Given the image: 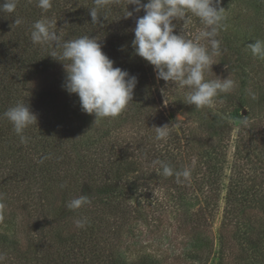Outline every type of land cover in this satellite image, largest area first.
Here are the masks:
<instances>
[{
    "label": "trees",
    "instance_id": "obj_1",
    "mask_svg": "<svg viewBox=\"0 0 264 264\" xmlns=\"http://www.w3.org/2000/svg\"><path fill=\"white\" fill-rule=\"evenodd\" d=\"M127 4L110 0L100 9L103 26L91 23L93 0H52L46 12L37 0H17L14 13H0V195L6 205L0 210V264H264V59L247 48L264 40V0H221L220 55L206 79H216L226 63L219 76L229 73L235 83L200 109L184 103L188 89L169 86L163 95L166 82L134 54L131 29L143 11L124 18ZM188 15L186 25L174 21L175 31L194 38L203 25ZM45 17L57 21L64 40L96 37L115 67L138 77L133 101L119 115L83 124V116L67 112L55 94L45 100L30 92L33 78L63 68L48 46L31 42L32 24ZM18 101L37 115V124L25 130L26 145L3 117ZM163 101L182 107L185 120L171 124ZM164 124L169 135L156 140L153 126ZM156 160L175 170L188 167L190 177H165ZM81 194L91 202L68 210L66 202ZM173 211L182 216L176 232L182 239L177 246L175 236L169 255L131 249L132 225H154ZM81 217L88 223L78 229L73 220Z\"/></svg>",
    "mask_w": 264,
    "mask_h": 264
},
{
    "label": "clouds",
    "instance_id": "obj_2",
    "mask_svg": "<svg viewBox=\"0 0 264 264\" xmlns=\"http://www.w3.org/2000/svg\"><path fill=\"white\" fill-rule=\"evenodd\" d=\"M110 0H93L89 9L91 23L102 25L99 10L108 6ZM128 5H133L132 11ZM221 0H128L124 18L133 17L134 13L143 11L142 16L135 19V27L131 29L134 38L131 42L134 54L143 58L150 65L157 80L166 82L161 89L163 95L169 86L188 89L184 103L197 109L210 106L214 99L222 93L230 92L234 81L228 77L217 75L216 79H206V73L212 71L213 57L220 55L218 32L224 27L225 9L220 6ZM37 6L43 11L52 7V0H37ZM17 0H0V13L15 12ZM196 17L203 25L194 38H189L181 29L175 31L177 23L186 25L190 17ZM16 25L22 23L20 18L14 20ZM34 45L48 46L50 56L60 62L65 71L62 88L69 94L79 98V106L83 113L95 116V121L119 115L133 101L138 77L127 70L114 66V61L102 51V44L96 37L82 35L75 39L64 40L57 31V21L47 17L35 21L30 32ZM204 41V43H201ZM254 57L264 59V40L255 39L247 45ZM20 138L21 144H27L29 138L25 130L37 124V115L28 103L18 101L4 113ZM155 139L163 140L169 135L168 124L153 126ZM42 162V161H41ZM159 165L165 177L175 175L177 182L181 177L188 179L190 169L175 170L164 161H153ZM61 189L65 185L60 186ZM89 195L81 194L66 202L65 207L74 211L89 204ZM6 207L0 196V210ZM86 217L76 218V228H84Z\"/></svg>",
    "mask_w": 264,
    "mask_h": 264
},
{
    "label": "rangeland",
    "instance_id": "obj_3",
    "mask_svg": "<svg viewBox=\"0 0 264 264\" xmlns=\"http://www.w3.org/2000/svg\"><path fill=\"white\" fill-rule=\"evenodd\" d=\"M223 64V65H221ZM219 64L220 67L218 68V74L221 75L224 68H227L226 63ZM224 77H228L231 79V75L229 73H224ZM65 78V71L64 69L60 68L59 70H55L53 72L44 73L41 74L37 78H33L30 82V92L34 95H42L45 96V100L52 96V94L56 95V99L60 100L62 104L65 105L68 111H76L80 117L83 119L81 122L83 124H90L92 121H94V114L88 115L81 111L79 106V98L75 94L69 95L63 88L62 83ZM162 108L164 110V113L166 115L167 120L171 124H175L176 126L182 123L185 119L182 117V107L179 105L171 106L167 105L164 101L162 102ZM246 110L243 109L241 111V114L245 115ZM193 116H196L194 114H191ZM79 117V116H78ZM79 117V118H80ZM190 120H196L195 117H191ZM238 129V124L235 123L234 125V131L231 135V141L228 144V147L226 149L227 154V167H225V171L221 180V200H220V209L219 213L217 214L214 222L213 228L216 230L219 226L220 220H221V212L222 208L224 206V196H225V189L229 181V163L232 159V152H233V146H234V140L236 138ZM149 188H154L152 184L148 185ZM156 192V191H154ZM1 196V195H0ZM199 202H194L191 206L193 208L198 205ZM196 208V207H195ZM158 211V210H156ZM169 212V211H168ZM166 213L163 214L161 217H159L158 221L154 225H149L148 227L141 226V227H135L132 225L131 238H129V242L133 245L131 249H142L143 251H149L154 252L157 255H169L170 251L174 248L176 240L174 239L175 236H177V246L180 240L182 239V236L180 234H176L177 227L179 226V223L182 222V216L180 214H177L176 211H173L172 213ZM176 246V247H177Z\"/></svg>",
    "mask_w": 264,
    "mask_h": 264
},
{
    "label": "water",
    "instance_id": "obj_4",
    "mask_svg": "<svg viewBox=\"0 0 264 264\" xmlns=\"http://www.w3.org/2000/svg\"><path fill=\"white\" fill-rule=\"evenodd\" d=\"M246 114V113H245Z\"/></svg>",
    "mask_w": 264,
    "mask_h": 264
}]
</instances>
